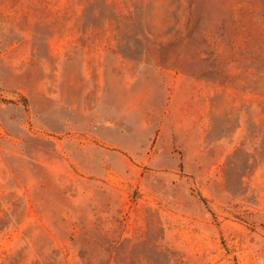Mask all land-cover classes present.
<instances>
[{
	"label": "rangeland",
	"instance_id": "374dc122",
	"mask_svg": "<svg viewBox=\"0 0 264 264\" xmlns=\"http://www.w3.org/2000/svg\"><path fill=\"white\" fill-rule=\"evenodd\" d=\"M0 264H264V0H0Z\"/></svg>",
	"mask_w": 264,
	"mask_h": 264
}]
</instances>
